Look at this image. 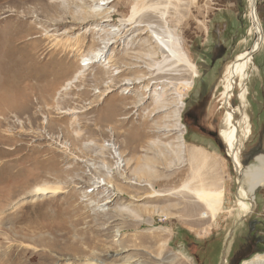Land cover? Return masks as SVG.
Wrapping results in <instances>:
<instances>
[{
  "label": "rangeland",
  "instance_id": "1",
  "mask_svg": "<svg viewBox=\"0 0 264 264\" xmlns=\"http://www.w3.org/2000/svg\"><path fill=\"white\" fill-rule=\"evenodd\" d=\"M244 3L239 36L212 64L200 0H108L100 15L80 0H0V264H219L245 216L226 108L244 102L241 175L264 167L248 153L261 143L264 155V44L228 102L225 93L227 68L254 40ZM150 30L172 37L175 54ZM197 189L224 196L216 213ZM230 241L224 264H264L261 245L235 257Z\"/></svg>",
  "mask_w": 264,
  "mask_h": 264
},
{
  "label": "bare ground",
  "instance_id": "2",
  "mask_svg": "<svg viewBox=\"0 0 264 264\" xmlns=\"http://www.w3.org/2000/svg\"><path fill=\"white\" fill-rule=\"evenodd\" d=\"M80 1H86L89 3V5H92L93 7L97 6V9L93 10L95 11V13H93L94 15L95 14L100 15L104 10V8L102 7L108 4V0H80ZM255 3H256V0H249L248 2L249 7L246 13L249 17V22H250V26H249L250 28L248 30V34L253 35L254 37V40L252 41L253 44L251 48L245 51L241 56L234 59V61L227 68V79H226V87H225L226 92L235 88V83H234L235 78L239 77L240 80L244 79L246 72L253 65V56L260 50L261 46L264 44V34H263V30H262L260 21L258 19V16L256 15ZM138 13L139 11L135 7L132 8L131 15L126 20L127 24H131V25L135 24L133 20L138 15ZM149 33H150V37H152L154 41L157 44H159L163 50H167L171 54H175L176 50L171 44V39H173L172 37L169 36L168 40H163L160 37V35L154 32L153 30H150ZM93 55L95 57V60H101L104 56V53L99 52ZM184 85L187 91L191 89V83H185ZM243 91L245 92L244 88L240 90L241 93H243ZM241 97H242V94L239 95L238 98H241ZM226 99H227V95H226ZM240 104L241 106H238L234 110L236 112L240 111V118H241L240 121L241 122L239 121L237 124L236 122L235 124L234 123L232 124L231 117L233 116L234 111L233 110L230 111L229 109L226 108V112H228V116L230 118L226 125L229 128L228 130L229 132H227L226 142L229 145V154L231 156L232 162L235 167V173L239 179L242 177L243 179L242 184L246 186V189L243 190L242 187L240 186V182L238 183L239 184L238 186V198L239 199L237 200L238 201L237 206H238V210L241 211L244 216L250 212V209H249L250 204L245 203L246 198L248 196H251L254 190H256L257 188L261 187L264 184V167L262 165L253 166L250 168L249 171L245 173L242 172V175H241V166H240L239 159H238V151L243 146V143L240 141V138H239V129L242 126L241 129L244 133H247L248 130L246 126V118L244 117L243 115L244 113L242 112V109L244 107V102L242 101ZM240 123H241V126L237 128V125ZM58 187H59L58 185L57 187H52V186L51 187L50 186L37 187L34 190V194L39 195V196L47 195V194H56L60 190ZM184 188L187 189V186H183V189ZM191 194L195 195L196 198L199 199V201L203 202L206 208L209 211L211 210L212 213H216L221 207L222 202H223L222 194H212V193H209L208 190L197 189V190L192 191ZM252 260H253V264L262 262L261 256L253 257Z\"/></svg>",
  "mask_w": 264,
  "mask_h": 264
},
{
  "label": "crops",
  "instance_id": "3",
  "mask_svg": "<svg viewBox=\"0 0 264 264\" xmlns=\"http://www.w3.org/2000/svg\"><path fill=\"white\" fill-rule=\"evenodd\" d=\"M244 1L245 0H200V18L203 17L205 19L209 30L212 28L213 24H215L220 46H232L233 39L231 40V38H235L239 34L237 27L239 22L242 23L243 13L245 12ZM257 195L258 206L256 209H253L252 213L245 215L244 218L241 217L237 219V221L231 225V229L234 227V230L229 245V252L231 250L236 252L241 246L249 244L252 236L258 238L261 234L264 235V184L257 191ZM226 210L227 208L222 206V209L215 215L213 219L214 222L219 223V215L226 212ZM258 240L259 242H264V240L260 238H258Z\"/></svg>",
  "mask_w": 264,
  "mask_h": 264
},
{
  "label": "trees",
  "instance_id": "4",
  "mask_svg": "<svg viewBox=\"0 0 264 264\" xmlns=\"http://www.w3.org/2000/svg\"><path fill=\"white\" fill-rule=\"evenodd\" d=\"M216 30H217V27H215V24H213L212 28L210 29V36L212 37V40H211V41H212V46H213V47H212V51H214L213 48L220 46L219 36H218V34L216 33ZM228 39H229V37H228ZM229 46H230V45H228L227 47H225V49H226L227 51H228ZM250 239H251V240H250V243H249V244L244 245V246H241L240 248L237 249L236 253L234 254L235 257L238 256V255H241V253H243V251H244L246 248H250V247H252V245H254V246H260V245H261L260 253H262L264 242H259L258 238H255V236H252ZM249 258H250V257H248V258H246V259H242L241 261H239L238 264H240L242 261L247 260V259H249ZM239 259H240V257H239ZM239 259H238V260H239Z\"/></svg>",
  "mask_w": 264,
  "mask_h": 264
},
{
  "label": "flooded vegetation",
  "instance_id": "5",
  "mask_svg": "<svg viewBox=\"0 0 264 264\" xmlns=\"http://www.w3.org/2000/svg\"><path fill=\"white\" fill-rule=\"evenodd\" d=\"M213 50L214 51H212V58H211V63L212 64H216V63H220V61H222V58H223V56L222 55H224L225 56V51H226V49H225V47L224 46H218V47H215V48H213ZM219 66H220V64H219ZM193 88H194V85H193ZM193 88H192V90H193ZM201 97V96H200ZM187 98V97H186ZM197 100H199V98L198 99H196V100H194V101H189V102H191V103H193V102H197ZM263 130H264V120H263V123H262V125H261V129H259V133H261V132H263ZM259 139H260V137H259ZM260 145H261V143H260ZM260 145L258 146H254L252 149H251V151L250 152H248L250 155H253V153L255 152L256 153V150L260 147ZM258 152V151H257ZM254 153V154H255ZM249 155V156H250ZM261 157H264V155L263 154H260V155H258L254 160L255 161H259L260 159L259 158H261Z\"/></svg>",
  "mask_w": 264,
  "mask_h": 264
},
{
  "label": "water",
  "instance_id": "6",
  "mask_svg": "<svg viewBox=\"0 0 264 264\" xmlns=\"http://www.w3.org/2000/svg\"><path fill=\"white\" fill-rule=\"evenodd\" d=\"M261 153H255L254 157L260 155ZM244 218V217H243ZM233 230H234V227L229 231L228 233V236L226 238V241L223 245V248H222V252H221V257H220V262L219 264H224L225 263V255H226V249H227V246H228V242L230 241L231 237H232V234H233ZM243 263V262H242Z\"/></svg>",
  "mask_w": 264,
  "mask_h": 264
},
{
  "label": "built area",
  "instance_id": "7",
  "mask_svg": "<svg viewBox=\"0 0 264 264\" xmlns=\"http://www.w3.org/2000/svg\"><path fill=\"white\" fill-rule=\"evenodd\" d=\"M248 2H249V0H246V3H247V9H248V7H249ZM255 7H257V1H256V3H255ZM256 15L258 16L257 9H256ZM247 18H248V20H249L248 15H247ZM258 19H259V18H258ZM234 90H235V89H231V90L228 91V92L225 91V93H226V95H227V101H228V100L230 99V97L232 96ZM187 92H190V91H187ZM187 92H186V93H187ZM239 95H240V94H239ZM239 95H238L237 97H239ZM251 208H252V207H251ZM250 212H251V210H250ZM250 212H249V213H250Z\"/></svg>",
  "mask_w": 264,
  "mask_h": 264
}]
</instances>
